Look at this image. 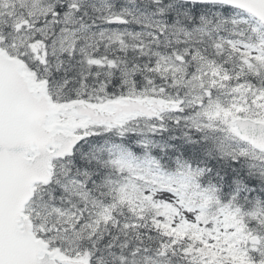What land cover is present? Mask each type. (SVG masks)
<instances>
[{"label": "snow or ice", "instance_id": "snow-or-ice-1", "mask_svg": "<svg viewBox=\"0 0 264 264\" xmlns=\"http://www.w3.org/2000/svg\"><path fill=\"white\" fill-rule=\"evenodd\" d=\"M0 264H264V0H0Z\"/></svg>", "mask_w": 264, "mask_h": 264}]
</instances>
